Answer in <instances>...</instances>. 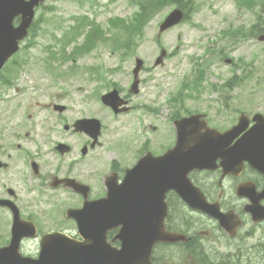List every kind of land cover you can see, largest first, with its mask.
Masks as SVG:
<instances>
[{
    "label": "rangeland",
    "instance_id": "374dc122",
    "mask_svg": "<svg viewBox=\"0 0 264 264\" xmlns=\"http://www.w3.org/2000/svg\"><path fill=\"white\" fill-rule=\"evenodd\" d=\"M143 1L46 0L36 11L30 35L20 44L19 52L9 65L20 67L17 76L21 85L27 81L37 85L49 81L56 83L58 74L64 70L63 79H67V85L59 82L48 90L41 87L38 91H69L71 109L75 111L77 102L84 106L78 116L102 119L109 115V111L99 107L98 93L95 95V91L101 90L96 78L98 68L103 71L107 88L116 85L122 94L130 96L127 90L129 72L131 76L134 58L138 56L143 60L139 89L145 94L134 97L131 103L138 107L146 99L147 102L152 101V108L162 104L164 108L158 125L163 132L169 128L170 113V106L165 100L179 88L183 79L191 78L193 71L190 70L197 64L205 69V79L201 91L193 93L195 98L186 101L189 109L198 108L210 117L221 120L222 124L226 122L227 113L234 117L238 109L249 110L260 105L264 93V87H261L264 86V41L258 42L256 35L248 36L245 32L253 25L264 26V0H178L191 2L189 18L157 37L158 25L176 6L174 2L165 3L146 22L142 34L132 37L130 52L125 54L122 52L123 42L130 36V28L124 29V26L130 23L139 3ZM93 28L103 31L100 41L87 52L66 61L62 68L58 69L61 65L56 64L49 69L43 61L39 62V57L48 56L46 47L58 50L66 43L70 52L83 43L85 33ZM228 29L231 31L228 32ZM73 37L76 38L68 43V39ZM160 47L168 53L162 65H153ZM204 52H207L205 58ZM24 54L31 55V69L14 62ZM201 59V63H198ZM226 59H230L229 64L225 62ZM95 67H98L97 70ZM23 68L28 71H22ZM229 83L235 87L222 92L221 86ZM245 90L252 92L250 99L245 95ZM0 95L3 93L0 92ZM42 99L32 94L30 101L41 103ZM185 109L181 106L179 112ZM131 114H141L144 125L151 120L138 110ZM109 136L106 133L104 138Z\"/></svg>",
    "mask_w": 264,
    "mask_h": 264
},
{
    "label": "flooded vegetation",
    "instance_id": "af4514ba",
    "mask_svg": "<svg viewBox=\"0 0 264 264\" xmlns=\"http://www.w3.org/2000/svg\"><path fill=\"white\" fill-rule=\"evenodd\" d=\"M57 118V121L40 122L27 126L36 120L29 116H16L22 124H10L3 127L11 129L9 137L16 141L19 150L8 155L11 165L18 168L15 173L7 172L11 166L0 167V199L8 198L7 186L14 178L16 183L13 201L19 207L21 217L34 220L42 228L61 229L74 234L73 221L65 215L69 208L79 207L82 201L80 193L72 186L71 179L78 184H88V197L97 193L96 166L102 156L100 140L90 146L88 137L71 130L66 124L71 122L68 106L55 112L51 103L45 105ZM264 114V109L250 111ZM250 115V116H251ZM30 128L24 136L18 131ZM34 130H37L36 132ZM151 148L156 154L171 147L176 134L173 127L163 132L153 128ZM4 133L0 132V158L7 152L1 141ZM63 144L58 146V144ZM11 144V142H10ZM13 145V144H11ZM64 149V153L60 150ZM30 162L36 166L32 172ZM44 170L43 176L38 171ZM264 159L253 168L242 161L238 175H222L220 169L192 171L189 175L194 187L198 188L209 203H216L218 209L227 213L221 219L211 214L193 210L182 201L180 194L172 195L170 210L164 227L168 232L182 234L186 240L160 242L153 248L154 264H264ZM26 182H21L23 172ZM53 175L66 178V183L56 187L50 185ZM9 181V182H8ZM243 188L238 192L237 187ZM168 194V195H169ZM196 198V193L192 194ZM5 214V210H0Z\"/></svg>",
    "mask_w": 264,
    "mask_h": 264
},
{
    "label": "water",
    "instance_id": "95a60500",
    "mask_svg": "<svg viewBox=\"0 0 264 264\" xmlns=\"http://www.w3.org/2000/svg\"><path fill=\"white\" fill-rule=\"evenodd\" d=\"M40 1L42 0H0V66L8 56L18 49L17 40L26 34V28L29 26L32 19L33 6ZM18 14H21V23L17 28H13L12 23L10 22H12L13 18ZM180 16L181 12L179 10H174L169 14L164 23H174L180 19ZM16 37H18V39ZM195 118L196 116L192 117V119ZM184 121H190V119L182 120L181 122ZM180 137L178 136L175 147L161 156L159 162L161 165L170 162L177 164V166H174V171L176 172V187H172L175 189L180 186L182 180L187 178V173L200 164L199 160L201 158V155L198 154L196 148L194 150L192 149V151L189 149H185L182 152L179 149L177 150L180 140L182 139L183 142V138H185L182 136V133L180 134ZM187 143H189L188 139H186V144ZM142 168L146 169L147 172L146 174L144 173L145 176L140 175L138 189L134 192V199L131 200L128 198L129 201L124 198L119 202L123 208L118 211V223L123 216L128 218L127 221L123 222V229L118 235L121 240L120 250H105L102 253L96 251L94 264H151L149 261V255L153 243L156 240L168 239L166 236L161 235L165 234L163 232V225L162 229L158 228L157 231H155V225L148 224L150 218L153 217V215L147 210L148 202L137 201L141 198L139 197L138 192H140L141 187L142 192L145 191L149 178L153 180L156 192L160 189V186L164 187V181L157 183L156 172L148 168L145 161L144 167ZM144 169H142V171H144ZM129 190L130 185H125L123 189L125 196L129 194ZM131 201L132 204L130 203ZM145 219H147V224ZM83 249H85V246L83 245L71 247V264H76L73 261L79 260L80 257V252L77 251ZM0 264H3L2 259H0Z\"/></svg>",
    "mask_w": 264,
    "mask_h": 264
}]
</instances>
